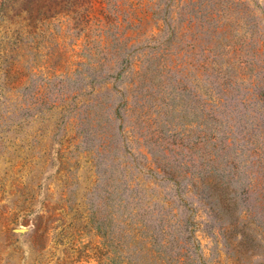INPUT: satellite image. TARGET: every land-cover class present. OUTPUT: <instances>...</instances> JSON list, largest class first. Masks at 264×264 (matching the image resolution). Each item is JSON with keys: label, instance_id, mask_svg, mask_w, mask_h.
I'll use <instances>...</instances> for the list:
<instances>
[{"label": "rangeland", "instance_id": "374dc122", "mask_svg": "<svg viewBox=\"0 0 264 264\" xmlns=\"http://www.w3.org/2000/svg\"><path fill=\"white\" fill-rule=\"evenodd\" d=\"M0 264H264V0H0Z\"/></svg>", "mask_w": 264, "mask_h": 264}]
</instances>
